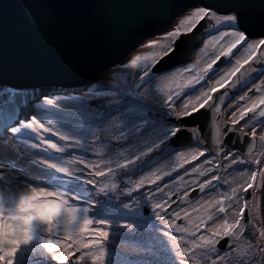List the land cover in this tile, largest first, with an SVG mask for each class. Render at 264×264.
<instances>
[{
    "label": "snow or ice",
    "instance_id": "1",
    "mask_svg": "<svg viewBox=\"0 0 264 264\" xmlns=\"http://www.w3.org/2000/svg\"><path fill=\"white\" fill-rule=\"evenodd\" d=\"M168 19L114 65L135 70L126 88L0 85V264L264 262V220L253 215L264 187V0H200ZM37 23L53 27L50 16ZM101 131L114 147L97 143ZM185 134L191 143L178 144ZM131 241L129 258L115 259Z\"/></svg>",
    "mask_w": 264,
    "mask_h": 264
},
{
    "label": "water",
    "instance_id": "2",
    "mask_svg": "<svg viewBox=\"0 0 264 264\" xmlns=\"http://www.w3.org/2000/svg\"><path fill=\"white\" fill-rule=\"evenodd\" d=\"M199 2L0 0V6L7 5L0 11V19L6 20L8 25L6 29H0V73L5 74L0 84L11 87H85L96 80L100 73L127 58L130 53H125L130 43L134 42V37L145 31L164 30L173 11L180 12L184 6ZM234 2L243 3L246 0ZM171 4L178 7H159ZM48 16L53 21V27L46 32L37 21ZM256 35L252 33L253 38ZM21 67L35 70L21 72ZM201 126H204L203 120ZM177 143H191L188 134ZM232 147L241 149L237 144ZM192 195L198 197L200 193L194 192ZM260 213L261 220H264V187L260 190ZM220 246H224L223 240Z\"/></svg>",
    "mask_w": 264,
    "mask_h": 264
},
{
    "label": "rangeland",
    "instance_id": "3",
    "mask_svg": "<svg viewBox=\"0 0 264 264\" xmlns=\"http://www.w3.org/2000/svg\"><path fill=\"white\" fill-rule=\"evenodd\" d=\"M177 23L176 20H174V22L172 23V26L174 27L175 24ZM203 23V22H202ZM200 48H203V43H202V46ZM209 55H211L214 51L213 47H212V41L209 40L208 42V47L206 49H204ZM139 52H145L147 51L146 49H138ZM134 53H130L127 58L124 59V61H126L127 59H130L131 58V55H133ZM197 54L196 52L193 53V58H192V63H195L196 60H197ZM135 71L133 69H122V68H119V67H112L111 68V71L106 70L102 73H100L97 77L96 80H99L101 83L103 84H108V85H111L112 87H115L117 89H122V88H126L127 85L131 82V80L133 79V76L131 75V73ZM113 73H115L116 75L114 76ZM116 76H119L120 77V80L119 82H117L116 80ZM92 83H90L89 85H91ZM0 85H5L7 87H11V86H8L6 84H0ZM89 85H86L85 87H79V88H76V87H69V88H64V87H54V86H46L45 88L47 90H50V91H53V92H75L77 94L83 92V90L88 87ZM51 88V89H50ZM30 94V93H29ZM70 107H75L74 104L70 105ZM100 134H102L101 136V139L102 140H105L107 142V145L110 146L109 148L111 147H114L115 146V141H112L110 140L108 137L111 135L110 133H105L104 131H101ZM69 152H73L72 149H69L68 150ZM74 154H79V153H75ZM6 155H14V153H11V152H8L6 153ZM23 162V161H22ZM253 168H255L256 166L255 165H252ZM234 176H235V183H239L240 182V177L239 176H236V174L234 173ZM187 179V178H186ZM200 179H203V178H200ZM0 190H5L7 191L6 188H3V186H0ZM260 190L261 188H258L256 193H255V200L253 201L255 207H254V212H253V215H254V218L256 220H261V213H260ZM201 195V194H200ZM199 195V196H200ZM205 196L207 195V193L204 194ZM148 240V236H147V231L145 230V234L143 236V238H138V241L141 242V243H144V242H147ZM136 243L135 241H131L129 242L128 244H124L122 245L120 248L121 251H122V255L125 256L124 259H127L129 258V253L131 251L130 249V245L131 244H134ZM118 256L115 257V259L119 260V258H117ZM134 258H138V259H144V258H148L143 252H141V254L139 256H133ZM132 257V258H133ZM123 260V258H122ZM257 264H264V262L261 261V259L259 257H257V260H256Z\"/></svg>",
    "mask_w": 264,
    "mask_h": 264
},
{
    "label": "flooded vegetation",
    "instance_id": "4",
    "mask_svg": "<svg viewBox=\"0 0 264 264\" xmlns=\"http://www.w3.org/2000/svg\"><path fill=\"white\" fill-rule=\"evenodd\" d=\"M172 25V24H171ZM202 46V43L200 44V47ZM245 67H247V66H245ZM251 75H255V74H251ZM246 79H247V77H246ZM258 82V81H257ZM221 91H223V90H221ZM239 93H233L232 95L233 96H236V95H238ZM231 99V97H226V103L224 104V105H222L221 107H222V110H223V114H224V116L225 117H227L228 115H229V113L232 111V108H230V107H228L227 106V101H229ZM211 115L212 114H210V117H211ZM241 123H243V122H241ZM220 126L221 127H223L224 125H223V122H221L220 123ZM235 134H233V136H234ZM235 144H237L239 147H243V145H242V143H240V142H238V143H235ZM234 144V145H235ZM233 148V147H232ZM236 149H234L233 148V151H235ZM256 151H260V149H259V141H258V137H257V148H256ZM182 171V170H181ZM233 176H234V173H233Z\"/></svg>",
    "mask_w": 264,
    "mask_h": 264
},
{
    "label": "trees",
    "instance_id": "5",
    "mask_svg": "<svg viewBox=\"0 0 264 264\" xmlns=\"http://www.w3.org/2000/svg\"><path fill=\"white\" fill-rule=\"evenodd\" d=\"M99 136H100V140L97 142L99 145H107V142L105 141V140H102L101 139V136H102V134H100L99 133ZM110 147V146H109ZM88 156H89V158H91V154L89 153V154H87ZM187 167V166H186ZM116 251H117V255L116 256H118L117 258H119V260H122V258L124 259L125 258V256L124 255H122L123 253H122V251L120 250V249H116ZM115 256V257H116ZM134 258V257H133ZM136 259V258H135ZM138 259V258H137ZM145 259V258H144ZM256 264H257V262H256Z\"/></svg>",
    "mask_w": 264,
    "mask_h": 264
},
{
    "label": "bare ground",
    "instance_id": "6",
    "mask_svg": "<svg viewBox=\"0 0 264 264\" xmlns=\"http://www.w3.org/2000/svg\"><path fill=\"white\" fill-rule=\"evenodd\" d=\"M51 89V88H50Z\"/></svg>",
    "mask_w": 264,
    "mask_h": 264
}]
</instances>
